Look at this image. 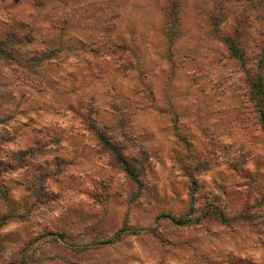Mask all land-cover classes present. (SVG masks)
<instances>
[{
    "label": "rangeland",
    "instance_id": "1",
    "mask_svg": "<svg viewBox=\"0 0 264 264\" xmlns=\"http://www.w3.org/2000/svg\"><path fill=\"white\" fill-rule=\"evenodd\" d=\"M263 17L0 0V264H264Z\"/></svg>",
    "mask_w": 264,
    "mask_h": 264
},
{
    "label": "trees",
    "instance_id": "2",
    "mask_svg": "<svg viewBox=\"0 0 264 264\" xmlns=\"http://www.w3.org/2000/svg\"><path fill=\"white\" fill-rule=\"evenodd\" d=\"M240 1L245 2L246 4H248L251 9L257 11L258 13H260V15H262V14L264 15V0H240ZM226 42L228 43L229 49L232 51V53L235 56H239V57L241 56L242 57V51H240V49H239L240 47H239L238 41H235V40H232L231 38H228L226 40ZM1 53L5 54L6 52H5L4 48L0 45V54ZM262 62H264V57L262 59ZM258 82L253 81V83H252V90H253L252 99H253V101L255 103V106L260 105V101L258 99V96L259 95L261 96L264 93V82H260V83H258ZM261 115H262L261 120H262V123L264 125V110L261 111ZM123 164L125 166V172H127V174H129L133 179L138 181L139 180V176L136 173L135 168L132 165H130L125 160L123 161ZM41 196L42 195H41V192H40V193L37 194V197H35L36 202L39 205L38 207L46 206V205L49 206V203L54 200L53 198H51L45 203V202L41 201V199H40V198H42ZM219 217H221L224 220V222H228V219L224 215L219 214ZM199 221H201V220H199ZM175 223L177 225H179V226H185V225H188V224L192 223V221L191 220H182L181 219V220H178V221L176 220ZM47 235H54V233H50V234H47ZM54 236L58 237V235H54ZM59 238L60 239H65V237L62 236V235H60ZM113 242L114 241H108V242H104L102 244L107 245V244H111Z\"/></svg>",
    "mask_w": 264,
    "mask_h": 264
}]
</instances>
